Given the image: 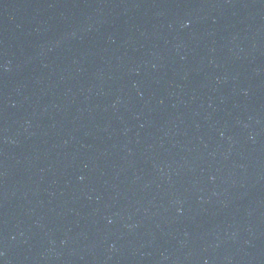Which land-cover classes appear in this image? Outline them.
I'll use <instances>...</instances> for the list:
<instances>
[{"label": "water", "instance_id": "95a60500", "mask_svg": "<svg viewBox=\"0 0 264 264\" xmlns=\"http://www.w3.org/2000/svg\"><path fill=\"white\" fill-rule=\"evenodd\" d=\"M0 264H264V0H0Z\"/></svg>", "mask_w": 264, "mask_h": 264}]
</instances>
